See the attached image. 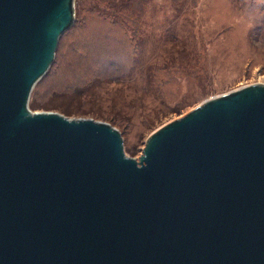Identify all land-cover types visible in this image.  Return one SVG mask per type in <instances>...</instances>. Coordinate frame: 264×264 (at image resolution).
Returning <instances> with one entry per match:
<instances>
[{
    "label": "water",
    "instance_id": "water-1",
    "mask_svg": "<svg viewBox=\"0 0 264 264\" xmlns=\"http://www.w3.org/2000/svg\"><path fill=\"white\" fill-rule=\"evenodd\" d=\"M76 0H0V264H264V84L205 99L136 160L32 112Z\"/></svg>",
    "mask_w": 264,
    "mask_h": 264
},
{
    "label": "rangeland",
    "instance_id": "rangeland-1",
    "mask_svg": "<svg viewBox=\"0 0 264 264\" xmlns=\"http://www.w3.org/2000/svg\"><path fill=\"white\" fill-rule=\"evenodd\" d=\"M78 0L77 21L33 88L32 112L109 123L127 156L205 99L264 84V0Z\"/></svg>",
    "mask_w": 264,
    "mask_h": 264
},
{
    "label": "trees",
    "instance_id": "trees-1",
    "mask_svg": "<svg viewBox=\"0 0 264 264\" xmlns=\"http://www.w3.org/2000/svg\"><path fill=\"white\" fill-rule=\"evenodd\" d=\"M77 3H78V0L75 1V21H74V24L72 26H74L76 21H77ZM133 3H134V0H113L111 8L116 10V12H117L114 14L115 19H121L122 21H125L124 17L126 16L125 13H127V12H131L135 16L136 10L133 8ZM65 33H67V32H65ZM64 34L61 36V38L64 36ZM61 38H60V40H61ZM59 44H60V41H59ZM58 47H59V45H58ZM57 51H58V49H57ZM56 57H57V52L55 55V59H56ZM54 62H55V60H54ZM54 62H53V64H54ZM52 65H51V67H52ZM51 67L49 68V70L51 69ZM49 70H48V72H49ZM39 82H40V80H39ZM30 106L31 105H29V108L31 109Z\"/></svg>",
    "mask_w": 264,
    "mask_h": 264
}]
</instances>
